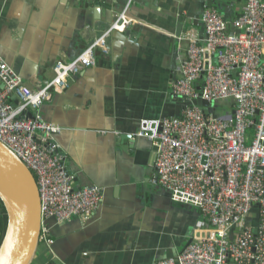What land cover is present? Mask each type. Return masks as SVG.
Returning <instances> with one entry per match:
<instances>
[{
    "label": "crops",
    "instance_id": "crops-1",
    "mask_svg": "<svg viewBox=\"0 0 264 264\" xmlns=\"http://www.w3.org/2000/svg\"><path fill=\"white\" fill-rule=\"evenodd\" d=\"M108 1L0 0V55L31 89L53 77L56 62L72 60L99 37L117 13L136 20L113 32L109 52L97 49L94 64L41 106L44 119L60 127L55 140L75 186H99L102 200L86 220L45 219L53 242L39 241L31 264H154L181 252L201 218L197 208L150 185L154 146L136 131L143 118L181 112L171 92L186 56L178 37L191 28L202 35L205 8L231 20L244 1Z\"/></svg>",
    "mask_w": 264,
    "mask_h": 264
},
{
    "label": "built area",
    "instance_id": "built-area-1",
    "mask_svg": "<svg viewBox=\"0 0 264 264\" xmlns=\"http://www.w3.org/2000/svg\"><path fill=\"white\" fill-rule=\"evenodd\" d=\"M243 1L231 20L205 8L202 35L191 28L178 37L187 43L186 56L171 92L188 102L181 103L178 116L141 119L136 131L155 146L150 185L197 208L201 217L190 243L154 264H264V0ZM135 21L125 11L118 14L75 58L56 62L53 77L36 89L0 55V141L35 177L42 221L90 218L102 189L74 185L55 140L60 127L44 119L41 106L66 88L71 76L94 64L97 49L109 52L113 32ZM197 98L217 117L193 105ZM223 101L231 107L218 110ZM2 215L0 200V222ZM39 240L53 242L44 223Z\"/></svg>",
    "mask_w": 264,
    "mask_h": 264
},
{
    "label": "water",
    "instance_id": "water-1",
    "mask_svg": "<svg viewBox=\"0 0 264 264\" xmlns=\"http://www.w3.org/2000/svg\"><path fill=\"white\" fill-rule=\"evenodd\" d=\"M109 4L108 0H102L100 5L107 7ZM176 99L181 103L188 102L183 97L176 96ZM191 103L200 107L205 114L211 112L217 117L214 108L206 101L197 98ZM27 115L32 117L33 114L28 111ZM0 200L6 217L5 229L0 240V264H31L39 245L41 225L47 220L42 221L35 177L21 159L1 141ZM253 232H256L255 227ZM190 241L191 239L187 241L186 246Z\"/></svg>",
    "mask_w": 264,
    "mask_h": 264
},
{
    "label": "trees",
    "instance_id": "trees-1",
    "mask_svg": "<svg viewBox=\"0 0 264 264\" xmlns=\"http://www.w3.org/2000/svg\"><path fill=\"white\" fill-rule=\"evenodd\" d=\"M249 134L252 136V134H253V129L252 128L249 129L248 135ZM5 225H6V217H5V213H4V210H3V215H2L1 222H0V231H1V233H0V240H1L2 235H3L4 229H5Z\"/></svg>",
    "mask_w": 264,
    "mask_h": 264
},
{
    "label": "rangeland",
    "instance_id": "rangeland-1",
    "mask_svg": "<svg viewBox=\"0 0 264 264\" xmlns=\"http://www.w3.org/2000/svg\"><path fill=\"white\" fill-rule=\"evenodd\" d=\"M218 110H220V108L218 107Z\"/></svg>",
    "mask_w": 264,
    "mask_h": 264
}]
</instances>
